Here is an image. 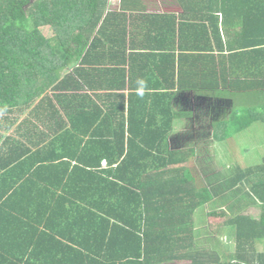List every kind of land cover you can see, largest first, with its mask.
Returning a JSON list of instances; mask_svg holds the SVG:
<instances>
[{
  "label": "trees",
  "instance_id": "1",
  "mask_svg": "<svg viewBox=\"0 0 264 264\" xmlns=\"http://www.w3.org/2000/svg\"><path fill=\"white\" fill-rule=\"evenodd\" d=\"M110 7L111 0H0V151L8 154L0 165L18 161L12 166L32 181L14 190L16 221L0 224L11 232L9 240L0 235V264H264V156L230 175L203 176L189 165L193 146L170 144L177 119L191 114L174 105L180 90L207 107L250 96V107L214 120V139L264 123V70L242 58L238 42L210 56L214 76L151 79L136 72L137 53L126 52L140 46L132 30L126 36L128 21L138 35L136 22L146 28L151 19ZM207 204L208 224L233 250L222 235L216 250L200 248L198 214ZM250 205L259 217L243 211Z\"/></svg>",
  "mask_w": 264,
  "mask_h": 264
},
{
  "label": "crops",
  "instance_id": "2",
  "mask_svg": "<svg viewBox=\"0 0 264 264\" xmlns=\"http://www.w3.org/2000/svg\"><path fill=\"white\" fill-rule=\"evenodd\" d=\"M130 3L132 4L122 9L121 0H111L110 8L124 12L127 16L131 13L133 15L142 13L148 20L151 19L146 28H143L145 24L136 22L138 30L142 32L138 35L137 30L134 32L137 28L132 18L126 27V36L132 30L136 34L134 41L140 45L126 51L127 55L129 52L137 53L138 61L133 63L138 68L136 72L142 69L148 71L154 80L157 76L196 79L214 76L215 60L210 56L212 54L217 56L220 46L225 47L221 54L223 52L227 55L229 51H233L229 50L230 46H236L238 42L240 49L247 52L242 58L250 62L253 68L256 64V71L258 68L264 70V0H134ZM131 64L128 57L125 67L128 68ZM153 91L158 90L153 88L149 90L150 93ZM252 93L256 94L258 90L249 94ZM188 95H194V92L178 91L175 107L186 109L179 98L186 96L185 98L191 99ZM196 97L198 96H194L197 101ZM230 99L233 101V98ZM215 101L210 103V110L207 107L209 111H212ZM209 114L211 116V112L207 116ZM1 131L4 137L12 135V130ZM0 152L3 155V159L0 160L3 162L8 154ZM5 163L0 165V224L3 222L9 224L10 220L16 221L17 212L14 205L20 200L18 196L11 199L15 196L14 190H23L25 182L26 186L32 182L31 177L27 179L30 173H24L20 167H13L14 162L10 165ZM36 180L33 178V185ZM7 199L10 201L7 202ZM0 232L5 240H9L10 231L1 227ZM262 249L264 245L260 250Z\"/></svg>",
  "mask_w": 264,
  "mask_h": 264
},
{
  "label": "rangeland",
  "instance_id": "3",
  "mask_svg": "<svg viewBox=\"0 0 264 264\" xmlns=\"http://www.w3.org/2000/svg\"><path fill=\"white\" fill-rule=\"evenodd\" d=\"M41 29L46 35L51 34L52 30L49 27H42ZM63 72L68 73L69 70H63ZM188 96H191V99L185 98V96L180 97L179 100L183 101V108L191 110V114L177 119L170 135V144L171 147L188 148L193 146L195 148L193 160L189 161L190 166L203 176H205L206 171L212 174L230 175L232 168L237 167V165L244 168L261 162L264 156V123L262 121H254L241 132L228 135L227 140L221 141L217 138L214 139L213 136L214 118H221L233 107H244V105L250 107L254 102L251 101L249 95L245 93L237 95L233 101L230 98L216 100L212 111H209L210 107L208 110L207 106L204 105V99L201 101V98H198L199 100L196 101L194 95ZM180 107L182 108V106ZM196 107L197 109H195ZM209 112H211V116L210 114L207 116ZM207 205L204 206L205 210L198 214L204 215V223L197 226L196 230L199 231L197 236H200V239H196L200 240V248L209 251L216 250L221 245L218 238L222 235L221 243L223 245L228 243V249L233 250L234 241L227 235L224 236L216 232L215 225L208 224L205 213L207 214L211 207ZM243 211L253 218L259 217L260 214L259 207L255 205L246 206ZM262 246V243H257L258 250ZM219 251L216 252L219 253Z\"/></svg>",
  "mask_w": 264,
  "mask_h": 264
},
{
  "label": "clouds",
  "instance_id": "4",
  "mask_svg": "<svg viewBox=\"0 0 264 264\" xmlns=\"http://www.w3.org/2000/svg\"><path fill=\"white\" fill-rule=\"evenodd\" d=\"M136 85H137V88L140 90H143L144 88H146V82L143 79H137Z\"/></svg>",
  "mask_w": 264,
  "mask_h": 264
}]
</instances>
